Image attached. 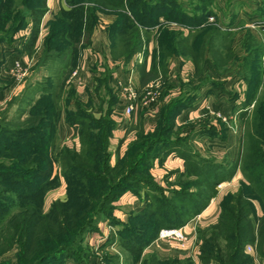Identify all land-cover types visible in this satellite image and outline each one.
<instances>
[{
    "label": "trees",
    "instance_id": "1",
    "mask_svg": "<svg viewBox=\"0 0 264 264\" xmlns=\"http://www.w3.org/2000/svg\"><path fill=\"white\" fill-rule=\"evenodd\" d=\"M66 1L71 7L59 11L56 20L51 22L46 37L47 52L54 56L69 55L70 58L69 63L60 67L61 72L57 77L67 69L69 74L73 67L79 36L83 32L84 36H88L92 30L94 9L117 15V23L109 29L114 55L116 54L114 47L118 41L122 45L121 54L124 58L140 49L138 25L153 26L156 24V17L162 15L167 20L184 25L188 32L183 35L180 31L161 30L159 51L163 56L175 53L189 58L193 75L197 77L201 75L202 61L206 53L211 56L213 66L220 73H225L229 61L235 58L232 48L234 33L229 28L234 19L233 15H230L231 19L223 29L214 23H208L209 16L215 15L216 0H190L188 7L177 0ZM82 2H94L96 5L85 8ZM18 3L25 6V15L20 13ZM45 11V0H0V31L4 33V37L9 38L14 32L28 25L29 32L23 49L25 54L30 55L37 42L40 21ZM258 13L259 30L264 33V2ZM7 20L11 23L8 27ZM246 31L251 33L249 29ZM251 34L252 40L248 39V35L243 40V48H248V51L241 60V72L243 70L241 78L245 83V90L244 102L240 105L238 114L246 125L239 148L240 153L237 159L227 165L223 161L215 162L214 159L201 156L191 143L193 138L204 134L210 137H224L222 125L220 130L215 131L213 128L196 130L186 135L180 134L178 128H175V118L181 110L192 106L193 97L185 91L162 108L159 120L152 130L144 132L142 128H138L136 137L129 142V148L133 151L142 153L145 150L143 158L139 156L136 160L131 153L126 157L128 164L134 166L144 164L145 161V168L142 171H147L146 179L127 184V188H122L117 183L107 186L106 180L113 177L119 166V164L112 166L109 163L111 156L108 150L109 142L116 126L110 115L117 97L115 91L107 85V75L96 78V86L92 91L99 96L101 105L106 104L104 113L98 117L83 109L81 103L84 101L79 99L80 96L74 88L68 87L75 103H80L74 109L64 112V120L78 129L77 149L57 145L56 127L61 115L56 106L58 104L56 97L58 92L64 90V81L59 83L60 80L57 79V83H52L49 88L45 87L47 89L40 98L42 103L45 101L41 104V123L36 125L34 122L36 119L30 118L27 121L28 127L20 131H8L7 139L0 140V182L10 183L12 187L19 183L21 188L15 191L17 201L0 198V222L9 215L11 208L14 206L18 208L5 220L8 223L7 230L5 229V235L0 233V244L3 241L12 244L17 241L16 238H23L21 252L23 258L40 253L46 257L44 259L56 260L57 255L66 252L65 243L69 238L71 239L69 241H73L74 236L81 238L82 234L94 231L98 222L107 219L111 213L104 215L102 212L105 210L104 207H113L121 195L132 192L143 201L144 206L128 216V223L117 229L115 237L119 248L126 252L128 257H133L137 261L142 251L157 238L160 229L184 226L209 204L210 199L217 193V186L230 181L239 170L243 182L236 191L227 192L222 196L218 220L197 236L200 240L198 262L251 264L253 257L244 250L249 244L255 245L258 257L263 259L264 78H261L262 70L259 68L261 61L264 63V43L257 41L253 33ZM86 41L88 42L87 39ZM252 66L258 68L257 71L254 67L252 69ZM102 89L104 94L100 96L99 92ZM258 89L260 92L263 89V92L256 94V98L253 99ZM90 96L91 93L87 97L89 103H92ZM252 102L254 104L250 110L251 119L248 121L249 106ZM162 134L172 138L160 136ZM181 138L185 142L181 141ZM146 140L150 142L148 145L145 143ZM155 145L157 149H153ZM149 150L151 153L145 159ZM168 153L182 157L184 169L171 171L165 175L174 176L173 181L178 185V189L168 188L170 198L163 199L156 195L163 194L164 190L155 182L150 167L154 158L163 157ZM61 180L65 182L66 199L54 200L45 209L44 196L47 187L56 186ZM136 186L146 191V198L142 197V194L137 195L139 190H134ZM193 187L196 189H191ZM253 200L259 204L260 215L256 214ZM173 201L178 202L179 207H172ZM135 229L138 232L134 233ZM48 253L53 255L46 256ZM114 260L118 262L116 256L112 264ZM176 262H165L151 252L148 264ZM187 264L194 262L189 258Z\"/></svg>",
    "mask_w": 264,
    "mask_h": 264
},
{
    "label": "crops",
    "instance_id": "2",
    "mask_svg": "<svg viewBox=\"0 0 264 264\" xmlns=\"http://www.w3.org/2000/svg\"><path fill=\"white\" fill-rule=\"evenodd\" d=\"M263 2L264 0H216L215 15L209 16L208 23H214L223 29L229 21H221L223 18L221 17V11L228 8L229 20L231 19L230 15L234 17L233 24L229 28L236 30L237 39L239 36H243L245 30L249 29L257 41L264 43V33L259 30L258 26L260 17L258 11ZM82 4L85 8L96 5L94 2H82ZM45 5L47 9L40 21L37 42L30 55L25 54L23 49L25 38L29 32L28 25L26 28L14 32L9 38L4 37V33L0 31V111L5 107L4 104L11 96L22 90L27 81H33L30 78L36 70L46 68L48 65L47 59L63 57L65 60L69 56H54V54L47 52L46 37L50 31V24L56 20L59 11L69 9L71 5L66 0H45ZM93 14L92 30L88 36H84V32L79 36L80 39L76 44L77 56L66 82L73 83L70 75L73 71H77V78L81 83L77 86L73 84L72 87L79 96L86 97L94 90L96 78L99 75L106 74L108 87L112 88L117 95L118 84L125 82L127 77L130 76L129 72L133 70L132 85L136 93L133 102L134 109L128 116H123L121 113L123 103L117 95L116 104L110 115L116 126L112 131L109 148L112 149L133 140L136 137L135 134L138 128H142L144 132L152 130L159 120L162 108L186 91L193 97L192 106L181 110L175 118V128H178L180 134L186 135L196 132V130L212 128L215 131L220 130L222 125L224 137H210L204 134L193 138L191 143L201 156L214 159L215 162L223 161L227 165L237 159L243 136V122L238 117L241 109L240 105L244 102L243 92L245 90L241 70L237 69L236 73L233 72L234 74L240 73L237 74L238 82H234L236 77L233 78L234 75L228 71L227 73L217 71L212 64L211 56L206 53L202 61L203 71L197 77L193 75L192 63L189 58L175 53L163 56V53L159 51L160 31L168 29L180 31L183 35H186L188 28L177 21L167 20L162 15L156 17L157 21L153 26L138 25V36L141 40L140 49L124 58L121 54L122 45L118 41L114 47L116 53L114 55L111 49L113 43L109 29L110 26L117 23V15L111 12L103 13L98 9H94ZM211 17L214 18L212 21L210 20ZM84 39H87L88 42H84ZM235 59L236 62L240 61L239 58L235 57L229 62ZM15 61L19 63V70L13 67ZM42 61L43 63H41ZM206 64L208 67L207 74L205 73ZM60 66H64L63 62ZM17 72H21L23 75L21 77L17 76ZM208 74H210V78L212 77L210 82L200 80L201 77ZM236 83L238 88H236ZM237 106L238 110H236ZM232 110L233 113L238 111L237 114L233 115L234 117L231 115H229V118L226 117ZM217 115L225 117L226 120L223 121ZM229 120L230 122H228ZM57 122L56 138L59 139L60 144L77 149L79 147L77 127L65 121L64 114H61ZM183 165L182 157L168 153L163 157L154 158L150 171L158 186L164 191H168V188H171L170 184L173 182L174 176L165 177V175L171 171L183 170ZM241 182H243V178L240 171L237 170L230 181L221 183L222 188L217 189L216 195L210 199L209 204L197 216L182 226L183 231L189 237L185 248H182V250L175 249L168 246L167 242L154 240L142 253L147 250L155 253L160 260H164L175 255V251H177L184 253L185 256L190 255L194 264H199L197 245H195L197 258L193 257V253L189 251L194 243L197 244L196 231L201 232L206 227L215 224L218 220L222 196L227 192L236 191ZM63 185L61 184V186ZM46 200H44V203L47 202ZM253 203L256 214L260 215L258 202L253 200ZM114 204L117 205L114 212L118 217L124 215L123 211H120L126 207L138 210L144 206L141 199L128 192L121 195ZM109 226H111L110 223L99 222L97 228L90 232L87 237L89 238L87 245L94 253L87 256L86 259H82V261L68 260L66 264H104L105 262L102 261L98 251L103 243L107 241L106 239H112L115 235L114 229L113 231L110 230ZM247 247H249V250L246 248L244 249L245 252L254 257L251 264H260L254 244H249ZM116 248H119L116 241L105 246V249H112L113 251ZM262 250L264 251V244ZM132 264H137V261Z\"/></svg>",
    "mask_w": 264,
    "mask_h": 264
},
{
    "label": "rangeland",
    "instance_id": "3",
    "mask_svg": "<svg viewBox=\"0 0 264 264\" xmlns=\"http://www.w3.org/2000/svg\"><path fill=\"white\" fill-rule=\"evenodd\" d=\"M177 1L186 5L187 7L189 6V3H190V0L189 1L188 0H177ZM18 6H19L20 13L25 15V13H26L25 6H22L20 3H18ZM46 9H47V6H46ZM221 12H222L221 17H223L221 19V21L222 22H224V21L226 22L227 20L230 21L228 8H225V10H222ZM10 18H12V17H10ZM6 23H7L6 24L7 27L9 26V24H11L10 20H7ZM231 24H233V22ZM235 32H236V30H233V33H234L233 41L234 42L232 41V48L234 50L235 57H237V59L239 58L240 61L236 62V59H235V60L229 62L226 66L227 67L226 73H227V71L231 72V74L234 75L233 78L236 77L234 82H238V75L237 74H240V73H237V74H234V73H236L237 69L238 70L242 69L241 60L244 58L245 54L248 51L247 50L248 48H246V47L243 48V40L245 39L246 35H248L247 37L250 40H252L253 38H252V34L245 30L243 32L244 33L243 36H239L237 39ZM84 42H86V39H84ZM69 59H70L69 57L65 58V60L63 57H60V58L53 57V58L47 59L48 62L47 61L46 62L48 63V65L46 66V68L36 70L35 73L33 75H31V78H30V80H33V81H27L25 83V85L23 84L24 86L22 87V90L20 92H18L17 94H14L13 96H11V98L9 100H7V102L4 104L5 107L0 111V140L4 141L5 139H7L6 138V134H7L6 132H8V131H12V130L20 131V130H22V128L28 127L29 123H27V121L30 118L36 119L34 121L36 125H39L41 123L40 122V120H41L40 117H42L41 116V114H42L41 113V109H42L41 104H44L45 101L42 103V101H40V98H41L45 89L51 87L52 83H54V82L57 83V79L60 80L59 83H62L64 81V90L61 92H58V96L56 97V100L58 103V104H56V106L60 112V115L64 114V112L66 110L74 109L76 105L80 104V103L76 104L74 101V97L71 96V94L69 93L68 87H70V86L72 87L73 84L77 86V84H75V83L69 84L66 82V79L69 76L68 69L65 70L62 75L57 77V75H59L61 72L60 71V69H61L60 64H62V62H63V64L69 63ZM62 60H64V61H62ZM43 61L41 63H43ZM246 62H245V64H247ZM253 67L254 66H252V69H253ZM205 68H206L205 73L207 74L208 73L207 64L205 65ZM254 69L257 71L258 68L254 67ZM259 69L262 70L261 78H264V73H263L264 72V63L262 61L260 63ZM242 72H243V70H242ZM242 72H241V74L243 75ZM246 74H247V72H246ZM46 75L48 76V78ZM102 75H104V74H102ZM209 75L210 74H208L204 77H201L200 80H202L203 82H206V81L210 82V79L212 77L210 78ZM99 76H101V75H99ZM56 85H58V84H56ZM236 85H237V83H236ZM45 87H47V88H45ZM236 88H238V85L236 86ZM118 89H119V87H118ZM261 92H263V89ZM261 92L258 89L257 92L255 93L253 99L256 98V94H259ZM94 93L95 92H91L92 96H90L92 103H89V97H87V96L86 97L80 96L79 99L80 100L82 99V101H84L83 103H81L82 104L81 107L83 109H86V111L88 113H90L92 116L98 117L104 113V111L106 109V104L102 103L103 105H101L100 101H99V96L96 93L95 94ZM99 94H100V96L103 95L104 90L103 89L100 90ZM117 95H116V97H117ZM118 97H119V95H118ZM253 104H254V102H252L249 106L248 121L251 119L250 110L252 109ZM238 109L239 108L237 106L236 110H238ZM237 112L238 111H235L233 113V110H232L231 112H229L228 116L226 115V117L229 118V115H231V116L236 115ZM228 122H230V120ZM244 125H246V124L243 123L242 133H243V130L245 127ZM163 135L164 134H162L160 136H163ZM164 136H167V138H172L169 135H164ZM165 139H166V137H165ZM166 140H168V139H166ZM183 140L184 139L181 138V141H183ZM131 141L132 140H129V142H131ZM129 142L124 143L123 145H118L112 149L108 148L109 153L111 154L110 161H109L110 165L113 166V164L114 165L119 164V166L116 169V171L114 172L113 177H109L106 180L105 184L107 186H112L113 183L114 184L117 183L122 188H124V187L127 188L128 187L127 184L137 183L139 181H143L146 179L147 171H142V169L145 168V165H144L145 161H144V164L134 166V164H132V165H130L131 163L128 164L129 161L127 160V157H126V155L131 153L132 156H134V159L136 158V160H137V157H139V156L141 158H143V156L145 155V153H144L145 150L142 153L135 152L129 148ZM183 142H185V141H183ZM145 143H146V145H148L150 142H148V140H146ZM164 143H166V141ZM57 145H58V147H61L64 144L61 145L59 139H57ZM145 148H146V146H145ZM153 149H157V146L155 145V147ZM136 153H137V155H136ZM146 153L147 154H146L145 159L151 153V150H149V152H146ZM55 171L57 172V169H55ZM61 184L62 185L64 184V185L61 186ZM175 184H176L175 181H173L170 184L171 189L172 188L178 189V185H175ZM19 185L20 184L17 183L12 187V185H10V183H7L5 181L0 182V196H1L0 198L5 197V198H9L11 200L17 201V198L15 196V191L19 190V188H20ZM64 188H65L64 180L59 181V183L56 186L47 187V191L45 192V196H44V200L48 199V200H46L47 202L44 203L45 209H47L48 205L54 200L64 201L66 199V188H65V191H64ZM191 189L194 190L196 188L193 187ZM134 190H139L137 195L142 194L141 196L142 197L144 196L146 198V193H145L146 191L144 189L136 186ZM169 191H164L163 194H156V195H159V197H162L163 199H164V197L170 198L171 194ZM128 193H132V192H128ZM49 195H52V196H49ZM171 206L172 207H179V203L173 201L171 203ZM104 208H105V210L102 211L104 215H107L110 212L111 213H110L109 217L107 216L108 217L107 219H103L100 222H106L107 224H109L111 221L112 223L110 224L111 226H109V228L112 231L114 229L115 235L117 234V229L119 227H123L125 224L128 223V221H129L127 219L128 216L131 215L132 212L136 211L132 207L131 208L126 207L120 211V212L123 211L124 215L122 217H118V216H116V214L114 212V210L117 208L116 204H114L113 207L106 206ZM17 209L18 208L15 206H14V208H11L9 215L4 217V219H2V221L0 222V233H1V235H5V233H6L5 229L8 225V223L5 220L10 218V216H12L17 211ZM182 209H186V208L182 207ZM165 228H168V227H165ZM165 228H162V229H165ZM133 232L136 233V232H138V230L135 229ZM89 234L90 233H84V234H82L81 238H77V236H74L72 239L73 241H69V240H71L69 238L68 241L65 243V249H67L66 252L61 254L62 256L60 254L57 255L56 260H52L51 258H48V257H47L48 259H44L46 257L40 255V253H38L37 255L33 254L32 257L27 256L26 258H23L21 256L23 238H20V239L16 238L15 240H17V241H15L12 244H9L7 241L6 242L3 241V243L0 244V264H64L65 261H67V260L81 261L82 259H86L87 256H90V254L94 253L93 250L89 249L90 248L89 245H87V241L89 239L87 237L89 236ZM198 234L201 235L202 233L196 231L197 236H198ZM115 235L113 236L112 239H106L107 241L106 240H105L106 242L104 241L105 243H103V246H101L99 251H98V254L101 255L102 261L105 262L104 264H112L113 258L115 256L118 258V260H116L118 262H115V260H114L113 264H116V263L117 264H128V263L132 264V263L136 262L135 258L128 257V254L120 248H116L115 251H113L112 249H105V246L115 243V241L117 240V237H115ZM129 235L131 236V234H129ZM157 235H158V233H157ZM155 240H157V238ZM199 243H200V240H198V238H197V244L194 243V246H192V248L189 249V251L191 253H193L192 254L193 257H195V258H197V255L195 253V250H196L195 245H197V252H198ZM168 246L175 248L174 245H171V244H168ZM175 249H177V248H175ZM244 249H246V246ZM179 250H181V249H179ZM247 250H249V249H247ZM175 252H176L175 255H172V256L165 258L164 259L165 262L166 261H177L178 263L176 262V264H187V263H189V258L191 259V261H193L192 257L190 255L185 256L184 253H179L177 251H175ZM150 253H151L150 251L145 250L138 257L137 264H148ZM51 255H53V253H48L46 256H51ZM198 255H199V252H198ZM257 258H258V255H257ZM257 258H255V260H257ZM258 261L260 262V264H264V259L258 258ZM212 264H215V263H212Z\"/></svg>",
    "mask_w": 264,
    "mask_h": 264
},
{
    "label": "built area",
    "instance_id": "4",
    "mask_svg": "<svg viewBox=\"0 0 264 264\" xmlns=\"http://www.w3.org/2000/svg\"><path fill=\"white\" fill-rule=\"evenodd\" d=\"M214 18L211 17L210 20L212 21ZM14 69H18L19 70V63L17 61H15L14 65H13ZM130 76L127 77V80L125 82H121L118 84V95L119 98L121 100V102L123 103V107L121 110V113L123 116H128L134 109V100L136 97V93H135V88L132 85V75H133V70H131L129 72ZM23 73L21 72H17V76H22ZM71 78H72V82L75 84H80L81 82L79 81V79L77 78V71H73L71 74ZM218 117H220L223 121H225V117H221L220 115H217ZM222 188V184L220 183L217 186V189H221ZM157 240H161V241H166L168 242V244L174 245L175 248L177 249H181L185 248L187 245V242L189 240L188 235L185 234V232L183 231L182 227L181 228H176V227H168L165 229H161L158 232L157 235ZM246 248L249 249V247L246 246Z\"/></svg>",
    "mask_w": 264,
    "mask_h": 264
}]
</instances>
